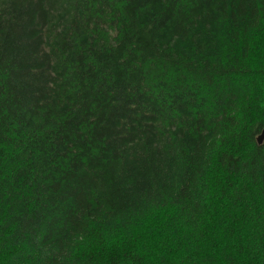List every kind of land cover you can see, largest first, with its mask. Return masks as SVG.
I'll return each instance as SVG.
<instances>
[{"label": "trees", "instance_id": "obj_1", "mask_svg": "<svg viewBox=\"0 0 264 264\" xmlns=\"http://www.w3.org/2000/svg\"><path fill=\"white\" fill-rule=\"evenodd\" d=\"M264 0H0V264H264Z\"/></svg>", "mask_w": 264, "mask_h": 264}, {"label": "water", "instance_id": "obj_2", "mask_svg": "<svg viewBox=\"0 0 264 264\" xmlns=\"http://www.w3.org/2000/svg\"><path fill=\"white\" fill-rule=\"evenodd\" d=\"M264 131L262 132V134L257 138L258 143H260L262 141V137H263Z\"/></svg>", "mask_w": 264, "mask_h": 264}]
</instances>
